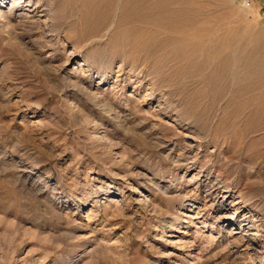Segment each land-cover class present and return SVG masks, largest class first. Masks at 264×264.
<instances>
[{"label":"rangeland","instance_id":"rangeland-1","mask_svg":"<svg viewBox=\"0 0 264 264\" xmlns=\"http://www.w3.org/2000/svg\"><path fill=\"white\" fill-rule=\"evenodd\" d=\"M17 1L0 0V264H264V124L246 130L233 68L136 55L122 32L84 46L79 14L58 38L49 0ZM224 1L198 4L264 37V0Z\"/></svg>","mask_w":264,"mask_h":264},{"label":"bare ground","instance_id":"bare-ground-1","mask_svg":"<svg viewBox=\"0 0 264 264\" xmlns=\"http://www.w3.org/2000/svg\"><path fill=\"white\" fill-rule=\"evenodd\" d=\"M46 3L43 13L52 20V23L45 25L46 32L55 34L58 38L65 24L64 20L79 14L81 38L87 37L89 42L84 46L102 41L113 32H122L121 35L127 37L124 40H128L133 49L136 48V55L142 51L153 53L171 47L170 55L173 60H180L198 70L204 69L211 60H220L221 70L233 68V76L237 83L236 95L247 96L243 104V107L250 109L246 130H253L264 124V37L261 34L239 35L236 29H229L227 33L221 32L222 27L219 25L221 19L219 16H223L220 15L221 12L219 16L208 15L205 13L207 5L201 6L198 4L199 0H49ZM241 4L247 8L246 1L242 0ZM208 7L210 9L211 6ZM234 23L233 21L231 24ZM76 24H70L66 31L72 35L78 27ZM142 26L157 28L160 34L151 30L149 33H142ZM164 32H169L172 36L164 37ZM69 34L68 37L72 39ZM48 37L47 43L55 41L53 35ZM76 43L79 45L80 41L76 39ZM126 50L128 53V49ZM197 53H203V58L198 59ZM211 54L215 58L210 57ZM219 55L223 56L220 58ZM215 77V73H212L208 80L214 81ZM218 91L223 92L221 86L218 87Z\"/></svg>","mask_w":264,"mask_h":264}]
</instances>
